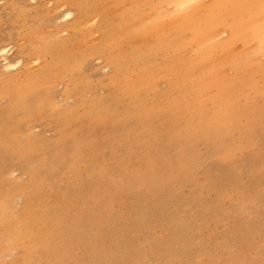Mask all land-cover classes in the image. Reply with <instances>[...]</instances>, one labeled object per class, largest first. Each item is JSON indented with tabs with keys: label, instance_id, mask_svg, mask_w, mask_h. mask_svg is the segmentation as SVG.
Masks as SVG:
<instances>
[{
	"label": "rangeland",
	"instance_id": "rangeland-1",
	"mask_svg": "<svg viewBox=\"0 0 264 264\" xmlns=\"http://www.w3.org/2000/svg\"><path fill=\"white\" fill-rule=\"evenodd\" d=\"M1 50L0 264H264V0H0Z\"/></svg>",
	"mask_w": 264,
	"mask_h": 264
},
{
	"label": "bare ground",
	"instance_id": "bare-ground-1",
	"mask_svg": "<svg viewBox=\"0 0 264 264\" xmlns=\"http://www.w3.org/2000/svg\"><path fill=\"white\" fill-rule=\"evenodd\" d=\"M3 50H4V49H3ZM3 50H1L0 53H1ZM7 52H8V51H7ZM7 52H6V53H7ZM3 53H4V52H3ZM7 54H8V53H7ZM1 55H3V54H1ZM4 55H6V54H4ZM1 57H2V56H1ZM6 60H7V59H6ZM4 62H5V61H4ZM19 62H20V61H19ZM6 64H7V63H6ZM6 64H5V65H6ZM5 65H4V66H5ZM8 65H10V64L8 63ZM8 65H6V66H8Z\"/></svg>",
	"mask_w": 264,
	"mask_h": 264
}]
</instances>
